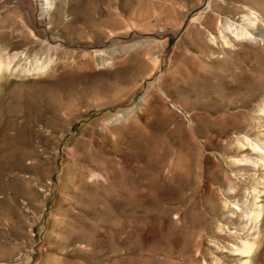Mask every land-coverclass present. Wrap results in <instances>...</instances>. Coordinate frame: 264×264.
Wrapping results in <instances>:
<instances>
[{
  "label": "rangeland",
  "instance_id": "rangeland-1",
  "mask_svg": "<svg viewBox=\"0 0 264 264\" xmlns=\"http://www.w3.org/2000/svg\"><path fill=\"white\" fill-rule=\"evenodd\" d=\"M0 37V264H264V0H0Z\"/></svg>",
  "mask_w": 264,
  "mask_h": 264
},
{
  "label": "bare ground",
  "instance_id": "bare-ground-1",
  "mask_svg": "<svg viewBox=\"0 0 264 264\" xmlns=\"http://www.w3.org/2000/svg\"><path fill=\"white\" fill-rule=\"evenodd\" d=\"M49 7L51 8V6H49ZM249 13L250 14H248V13L244 14L242 17L246 18L248 20V24L253 26L256 24L255 21H252V18H256L255 13L252 10H249ZM226 24L228 25V27L227 28L223 27L222 31H220L222 38L224 39L226 45H232L233 40L236 41L239 39L247 38L249 35H251L249 33V31L246 30L245 28L237 29V28L233 27L234 26L233 23H231V24L226 23ZM225 36L230 37V39H227V37H225ZM231 37H232V39H231ZM26 55H27V53H24V52H15L13 54H10L9 51L6 52L5 46L0 45V75H3L5 72L6 73L11 72L12 71L11 64L14 61H20V60L24 59L26 57ZM38 70L41 71L43 69L40 67V68H38ZM262 112L264 113V109H262ZM257 139H259V138L257 137ZM247 140H248V138H247ZM249 145L252 148L253 153L258 155L259 160L253 161L254 159L252 160V158L242 159V160L245 161L246 163H248L249 161L253 162V163H258V164L261 163L264 166V141H262L263 147H261V145H259L258 143H256V144L250 143ZM242 160H239V162H243ZM245 162H244V164H240V165H245ZM254 190L256 191L257 189H254ZM258 193H260V192L258 191ZM256 198H258V195L255 196V199ZM256 202L257 201L255 200V202H254L255 210L247 213L248 218L250 217L252 219V217H253L254 219H258L259 217H261L262 211H264V206L262 204L257 205ZM242 246H243L242 248H238L236 250L243 253V254H247V255H249L253 252L254 244L250 243L248 240L242 242Z\"/></svg>",
  "mask_w": 264,
  "mask_h": 264
}]
</instances>
